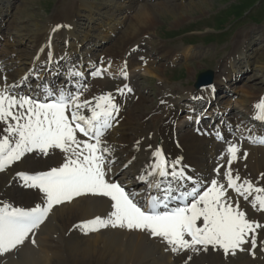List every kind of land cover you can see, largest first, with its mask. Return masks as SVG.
<instances>
[{
	"label": "bare ground",
	"instance_id": "obj_1",
	"mask_svg": "<svg viewBox=\"0 0 264 264\" xmlns=\"http://www.w3.org/2000/svg\"><path fill=\"white\" fill-rule=\"evenodd\" d=\"M77 1L79 8L77 11H69L71 13L65 14L58 24H56L57 22L50 24L47 29L39 32L34 41L33 51L26 55L29 56V65H23L24 68L22 69L4 68V66L0 65V89H3L6 83L7 85L16 84L18 87L14 91L20 95L27 94L32 98L44 100L46 99L44 92L47 86L39 88V84H32V80H29L31 74L38 72L40 74L39 77H41L43 73L48 71L50 74L57 75L56 72L68 71L73 66L80 72H82V67L84 70L90 69L93 65V60L87 58L88 52L81 60L78 58L76 61L74 54H76L77 49L74 50L75 45L68 44L69 40H72L73 43L76 42L78 45H90L91 42L95 41L89 35L82 36L80 33H76L74 19L79 17L80 14L78 12H80L81 8H88L86 1ZM127 2H130L127 7L133 5L132 0ZM9 7L7 4L0 5V30L7 23ZM189 7H193V5H189ZM166 12L177 19L174 21L175 24L184 17L180 14L179 7L173 8L163 5L157 7V11L154 10L151 13L143 12L136 18L137 22L135 25H140V27L132 28L131 32H127L128 34L131 33L130 36L125 35L120 40V44H114V48L117 49L122 43L131 41L133 43L134 40L141 37L142 29L146 30L153 25L154 19L157 18V15L155 16L156 13L162 15ZM57 25L60 27L53 31ZM134 33L136 34L134 35ZM55 41L68 44L66 50L69 58L68 63L62 61L64 51L54 45L53 42ZM127 43L125 46L132 47V45L129 46ZM233 44L232 51L222 62L220 70L214 76V81L210 86L199 90L194 88L179 90L177 89L178 87L158 90L157 99L159 104L150 107V110L142 107L147 97L140 93H134V104L132 106L129 105L131 107L129 110H125L128 107L127 104L131 102L128 99L130 94H133L135 86L134 80L129 75H127V79L122 75L109 80H96L94 78L89 80L87 87L82 90L81 100L87 99L94 104L95 98L99 95L111 93L118 104L119 113L115 116L113 126L106 131V135L103 137L105 146L112 150L111 159L115 161L112 165V173L109 176L113 181L121 183L128 192L133 194L138 202L147 201L149 194L161 197V193L154 186V183L160 185L161 188H173L176 194H180L184 189L190 190L188 183L178 184L177 181L172 180L170 177H157L152 184L145 183L150 179L149 176L145 175V172L154 162L152 153L156 149L165 153L169 169H171L172 161L179 160L178 170L182 168L186 175L197 179L201 177L218 178L226 187L227 182L224 172L228 168L220 169L219 174L213 171L217 165H221L223 162L220 158L218 159L220 155L224 154V163H227V145L220 137L231 140L241 149L238 157L231 165L233 176L239 173L241 182L243 179H247L254 186L264 187V178H262V174H264V144L253 143L249 140V137L252 140L264 137V120L256 118L257 112L254 108L264 96L250 101L252 120L245 123L247 125L242 124V121H238L234 116L227 118L230 113L228 112L227 114L225 110L223 112L219 111L220 114L216 112L219 107H222V100L228 98V94L218 96L216 94L220 93L221 87L227 86L233 80H238L237 74H239L240 69H237L236 65L245 55L241 41L236 40ZM20 57L23 58V54ZM170 58L171 55L167 59L171 60ZM142 64L144 75L159 78V82L164 83L161 77L158 76L160 66L154 67L152 63ZM126 66L127 68L128 66L130 68L138 67L140 63L132 59L126 62ZM262 68L264 77V67ZM84 76H81L77 82H72L68 79L69 87H78L80 84H86L88 78ZM1 77L4 78L3 81ZM24 77H27V79H23ZM124 85H127L131 91L125 89ZM118 88L123 90V94L117 91ZM242 93L244 97L246 96V99L255 98L254 93L252 95L250 92V88L242 89ZM174 94H180L181 99L174 97ZM201 99L206 104L209 103L208 109L211 112L218 113L215 115L216 120L219 121L217 124L212 123L209 130L203 129L201 131L203 124L201 120L196 130L194 129L195 132H193L194 130H188V123H177L180 119L178 113L182 111V101ZM161 101H164V103H161ZM229 105L230 103H225L222 109H227ZM189 107V111L192 112L193 109L197 108L196 105L193 108L191 105ZM135 111L139 112L138 116L134 114ZM85 114L89 113L85 111ZM225 114L226 117H224ZM220 115H223L222 118L219 117ZM222 120L223 122L220 123ZM254 121H257L259 125L256 128L251 125ZM238 126H240L239 130H237ZM3 127L4 125L0 124V132H2ZM205 134H208L209 138H206ZM78 138L80 137L78 136ZM247 150L248 156L244 158L243 153ZM216 151H219V153L216 154ZM213 155L214 158L212 159L211 156ZM214 160L217 161L215 162ZM62 162L63 154L59 153L58 150L52 152L48 157L39 154H26L20 161L0 172V206L2 204H10L29 209L36 204L42 205L43 197L38 190L24 187L22 182L16 178V173L34 174L38 171L48 170L52 166H58ZM227 195L231 198L233 204L239 203L240 208L245 211L247 219L264 225V211L254 210L251 206L250 201L253 197H249V201H245L243 197H239L231 189H227ZM173 206H176V204L169 205V207ZM109 210L110 201L106 198L91 195H83L71 202L57 205L49 213L39 229L35 230L34 235L30 234L29 239L23 245L0 255V264H264V250H261L264 247V244L261 243L264 242V227L257 230L255 256L250 252V242L243 246V251L237 250L234 255H225L222 250L215 251L211 247L207 252L183 251L174 254L170 250L166 251L165 248L167 246L158 238H152L146 231L109 227L85 234L78 227L81 222H86L97 215L106 216ZM33 239L35 240V245L32 243ZM188 257H191V259L189 260Z\"/></svg>",
	"mask_w": 264,
	"mask_h": 264
},
{
	"label": "snow or ice",
	"instance_id": "obj_2",
	"mask_svg": "<svg viewBox=\"0 0 264 264\" xmlns=\"http://www.w3.org/2000/svg\"><path fill=\"white\" fill-rule=\"evenodd\" d=\"M81 75L75 66L66 73L70 81L72 78L78 80ZM90 75L99 77L101 71L94 69ZM121 75L127 79L126 65ZM17 87L16 84L6 83L0 89V124L4 125L0 132V172L26 154L48 157L58 150L63 154V162L34 174L16 173V178L24 187L38 190L43 204L29 209L10 204L0 206V255L23 245L55 206L91 195L110 201V210L104 217L97 215L81 222L78 227L85 234L109 227L146 231L165 244L166 251L174 254L183 251L207 252L211 247L215 251L222 250L225 255H234L237 250L243 251V246L250 242V252L255 256L257 230L264 225L247 219L239 203L233 204L228 197L227 189L233 190L245 201L253 197L250 201L252 208L264 211V187L254 186L247 179L241 182L239 173L233 176L231 165L241 151L236 143L220 137L227 145L226 187L218 178L197 179L186 175L182 168L178 170L179 160L172 161L169 169L167 159L156 149L152 153L154 162L145 172L150 179L145 183L152 184L157 177H170L178 184L188 183L190 190L184 189L176 195L171 188H165L166 195L163 197L149 194V199L141 203L109 176L115 161L111 159L112 150L105 146L103 137L113 126L120 110L111 93L99 95L93 104L90 100H81L82 90L86 88L83 84L78 87L61 85L59 88L49 84L44 100L20 95L14 91ZM38 87L43 88L44 85ZM124 88L131 91L127 85ZM117 91L123 94L122 89ZM254 108L256 118L264 120V97ZM249 140L264 144V137L258 140L249 137ZM243 157H247L246 152ZM223 158L224 154L220 159ZM222 167L217 165L213 171L219 174ZM156 187L159 189L160 186ZM172 201L176 206L169 207ZM32 243L35 245L34 239Z\"/></svg>",
	"mask_w": 264,
	"mask_h": 264
},
{
	"label": "rangeland",
	"instance_id": "obj_3",
	"mask_svg": "<svg viewBox=\"0 0 264 264\" xmlns=\"http://www.w3.org/2000/svg\"><path fill=\"white\" fill-rule=\"evenodd\" d=\"M84 1L88 8L83 7L78 12L80 15L74 19V27L77 34L89 35L95 41L90 45H78L70 40L69 44L75 45L74 49L77 48L80 53H84L89 48L87 52L97 57L94 68L101 71L99 80L121 75V73L118 74L117 66H122L129 56L131 59L137 56L136 60L140 62V66L131 68L128 66L131 76L127 75L134 80V92L147 97L142 107L149 110L150 107L159 104L158 90L175 87H178L179 90H189L193 88L198 75L207 71L213 73L214 79L222 62L232 51L233 42L241 41L245 55L236 68L240 69L237 79L240 75L242 77L240 76V81L235 84L232 81L224 87L225 92H228L229 95L222 103H231L227 111L232 108V115H235L238 121H242V124L252 120L250 101L264 96L262 68L264 67V0H132L133 5L130 7H127L130 3L127 2L128 0ZM2 4H7L10 7L7 23L0 30V65L13 69H22L23 65H29V56L26 55L33 51L34 41L39 32L47 29L50 24L56 22L58 24L65 14L71 13L69 11L79 9L77 0H0V5ZM160 5L179 7L180 14L184 16L183 19L178 20V23L175 24L174 21L177 19L172 17V14L168 12L162 15L156 13L157 18L154 19L153 25L146 30L142 29L141 37H138L133 43H131L132 41L126 42L132 47L129 48L125 46L126 43H122L120 48H114V44H120V40L125 35L130 36L131 33L127 32H131L132 28L140 27L135 23L141 13L157 11V7ZM189 5H193V7H189ZM53 43L63 51L64 45L61 42ZM21 54H23V58L20 57ZM76 55L77 52L74 54V59H76ZM169 55H171L172 61L167 59ZM81 59L82 57L79 58V60ZM141 62L152 63L154 67L160 66L158 76L164 83H160L159 78L144 75ZM124 65L126 63L123 64L122 69H124ZM132 70H134L133 74ZM84 71L88 70H84L82 67V76ZM89 72L91 70L88 71V74ZM38 75L39 73L35 72L29 79L33 83H43L49 79L45 75L39 78ZM59 75L60 78L63 77L61 73ZM87 78L86 87L89 80L93 79L92 77ZM247 88H250V92L252 95L254 93L255 98L246 99V96L244 97L242 89L246 90ZM222 91H224L223 88ZM179 95L174 94L173 96L181 99ZM134 96L132 95L131 99H128L131 102L127 104L126 111L134 104ZM190 104V102H182L183 107L181 114L178 113L180 119L177 123L187 121L191 128L194 121L192 117L197 113L189 114L192 112L188 109ZM198 104L201 111L204 102L200 101ZM195 109L193 112L198 111V107ZM134 114L138 116L139 112L135 111ZM188 116L190 119L186 118ZM213 120L211 121L213 122ZM252 123L253 128L258 127ZM247 146L254 148L250 145ZM215 153L217 154L219 151ZM246 153L248 156V150ZM220 157L221 155L218 159Z\"/></svg>",
	"mask_w": 264,
	"mask_h": 264
},
{
	"label": "water",
	"instance_id": "obj_4",
	"mask_svg": "<svg viewBox=\"0 0 264 264\" xmlns=\"http://www.w3.org/2000/svg\"><path fill=\"white\" fill-rule=\"evenodd\" d=\"M212 78H213L212 72L207 71L205 73H202V74H200L198 76L197 81H196L194 87L196 89H198L200 87L207 86V85H209V84L212 83Z\"/></svg>",
	"mask_w": 264,
	"mask_h": 264
}]
</instances>
